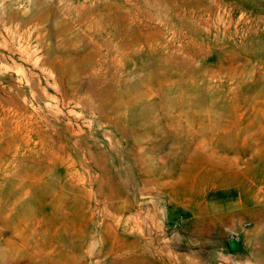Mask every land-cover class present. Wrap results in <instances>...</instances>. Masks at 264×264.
I'll return each instance as SVG.
<instances>
[{"label":"rangeland","instance_id":"374dc122","mask_svg":"<svg viewBox=\"0 0 264 264\" xmlns=\"http://www.w3.org/2000/svg\"><path fill=\"white\" fill-rule=\"evenodd\" d=\"M0 264H264V0H0Z\"/></svg>","mask_w":264,"mask_h":264},{"label":"bare ground","instance_id":"6f19581e","mask_svg":"<svg viewBox=\"0 0 264 264\" xmlns=\"http://www.w3.org/2000/svg\"><path fill=\"white\" fill-rule=\"evenodd\" d=\"M78 134V133H77ZM89 178V177H88ZM84 180V179H83ZM82 180V181H83ZM120 219V218H119ZM94 238L96 239V242L94 243V244H92V245H90L89 246V248H90V250H98V254H101L102 252H103V249H102V247H100V246H98V245H100V243L102 242V241H104L105 240V238H104V236H102V234L101 233H96L95 235H94Z\"/></svg>","mask_w":264,"mask_h":264}]
</instances>
